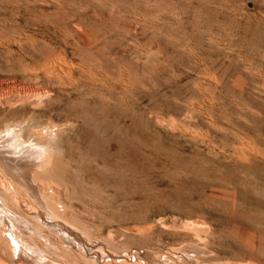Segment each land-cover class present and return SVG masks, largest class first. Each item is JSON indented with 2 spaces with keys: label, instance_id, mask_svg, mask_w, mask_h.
<instances>
[{
  "label": "rangeland",
  "instance_id": "rangeland-1",
  "mask_svg": "<svg viewBox=\"0 0 264 264\" xmlns=\"http://www.w3.org/2000/svg\"><path fill=\"white\" fill-rule=\"evenodd\" d=\"M0 90V131L62 147L14 178L65 180L90 238L148 264H264V0H0Z\"/></svg>",
  "mask_w": 264,
  "mask_h": 264
},
{
  "label": "bare ground",
  "instance_id": "bare-ground-1",
  "mask_svg": "<svg viewBox=\"0 0 264 264\" xmlns=\"http://www.w3.org/2000/svg\"><path fill=\"white\" fill-rule=\"evenodd\" d=\"M79 26H81V25L78 24L77 27H79ZM77 30L79 31L80 29H77ZM80 33H81V31H80ZM65 54H67V53H65ZM65 54H63V55H65ZM57 55H58V53H57ZM50 58H51V56H50ZM57 58L54 57V59H57ZM59 58L57 59L56 62H54L52 64L51 70L53 69L54 71H63V70H67L69 68L71 70L72 67H69L67 65L69 60L66 64L65 63L66 61L64 59L63 60L61 59L62 61H60ZM66 60H67V58H66ZM48 62L49 61L46 62V66L51 65ZM43 68H44V66H43ZM83 68H85V67H83ZM75 70H76V68H75ZM49 71H50V69H48L47 72H49ZM71 71L69 72L67 70V73L69 72L71 74ZM85 72L87 73V70ZM67 73H66V77L68 76ZM91 73H92V71H91ZM50 74H51V72H50ZM53 76H55V75H53ZM59 76H61V75H58V78H59ZM63 77L65 78V76H63ZM72 79L70 80L71 82H73ZM70 81H69V83H70ZM28 87H27V89H28ZM0 91H2V90H0ZM9 91L14 92L15 90L14 91L9 90ZM38 91H40V90H38ZM44 92H43V94H45ZM46 92L48 93V91H46ZM3 93L0 92V94H3ZM5 94H7V92ZM5 94H4V96H5ZM37 94H38L37 96L43 97V95H40L39 93H37ZM14 95H13V97H14ZM19 95L21 97V94H19ZM31 95H33V93ZM31 95H30V97H31ZM10 96H12V95L10 94ZM10 96L8 94V97H10ZM15 96H16L15 97V99H16L18 97V95H15ZM27 96H28V94H27ZM48 96H50V95H48ZM0 97H1V95H0ZM35 97H36V95H35ZM39 97H36V98L39 99ZM3 99H4L3 97H2V99H0V106H2L1 104H2ZM5 99L6 100H4V103H5V101H7V98H5ZM20 99H23V98H20ZM44 99H47V98L45 97ZM59 99H61V98H59ZM26 100L27 101L29 100V104H30V99L28 97L26 98ZM26 100H25V102H26ZM8 101L10 102L9 99H8ZM42 101H45L44 104L49 103L47 100H42ZM6 104L9 107V104L7 102H6ZM19 104L21 105L22 102L18 103V105ZM29 104H27V106H25V107H28ZM40 104H43V102H41V103L39 102V105ZM18 105H16V107H14V108H17L20 106V105L19 106ZM24 105L25 104H23V106ZM35 105H36V103H35ZM39 105H36V106L40 107ZM12 106H13V103L11 104V107ZM36 106H35V108L37 110ZM3 108H4V106H3ZM19 108H21V107H19ZM10 109L13 110V107L12 108L9 107L8 110L6 109V112H8ZM33 110H34V106H33ZM0 111L2 113L1 109H0ZM20 111H22V110H20ZM25 111L27 113L28 110H25ZM21 113H19V114L21 115ZM29 114H30V112H29ZM68 117H69V115H68ZM4 118H5V116L2 119H4ZM7 118H9V117L7 116ZM30 118H32V117L30 116ZM25 119H27V118H25ZM27 120H24V122H26ZM0 121H4V120H0ZM10 122H11V119H10ZM29 122H30V120H29ZM71 122H72V120H71ZM66 123H68V122H65V125H66ZM14 124H16V123H14ZM14 124H12V126L11 125L7 126L4 131H0V264H148L149 262H147L145 258H144L145 261L142 259L143 253L145 254V252H147V251H138L139 250V248H138L137 251H134V250H133L134 252L131 251L132 254L125 251L122 255H119L120 253L117 254V253L113 252V250L112 251L109 250V249H112L113 246L111 248L110 247L111 245H110L109 249H108V247L104 243H102L103 242L102 239H100L101 241H96L93 239L96 237L91 236V238H90L91 233L89 234V232H90V230H92L91 228L93 226L90 225L91 228L89 227V229H90L89 232L86 230L88 227L87 228L78 227L77 224H80V223L82 224V221H80L76 224L75 220L76 219L78 220L79 217L76 218V216L74 214H72V210L70 211L72 215H70V212L68 214V212H67L68 209L66 206L67 203L64 204L62 202V198H64V197L61 195H62V192H64L65 190L63 189L64 186L62 187V189L64 191H62V189H61L62 185L60 186L59 182H62V181H60L61 180L60 178L57 177L58 180L59 179L60 180H59V182L57 180V183H56L55 181H52V182L48 181V179L49 178L51 179V177H49L47 179V176H46V180L41 179L42 176H44V174H45V173L43 174L42 171H41L42 175H36L34 173L37 177H33L32 182L36 186V194L32 193L30 191V188L28 189L27 186L22 185L23 183H19L20 181L18 182L14 178L15 174L17 176L19 175L21 177V179L23 178L25 180L27 178L26 177L27 175L25 176L21 172V169L24 166H27V167L28 166H37L40 170H45L46 168H49L52 165V163H54L53 162V156L55 155L54 154L55 151L56 150L59 151L58 150L59 147H55V146H57L58 145L57 143L60 142V141L55 142L57 145L55 143H53L56 136L58 135L56 133V131H54L52 133H48V135H46V133H44L45 134L44 135L43 133L39 134L40 132H36L37 133L36 134L32 131L35 129H32V130H30L31 132L29 131L30 133L26 134V132L24 133L23 130L17 129L18 128L17 125L15 126ZM75 124H76V122H75ZM37 125H38V123H37ZM14 126L17 128H15ZM18 126H20V124H18ZM21 126H22V122H21ZM38 127L40 128V125ZM63 128H65V127H63ZM67 129L69 130V128H67ZM1 130H2V128H1ZM37 131H43V129L37 130ZM58 132H59V130H58ZM82 140H83V138H82ZM78 141L80 142V140H77V142ZM86 141H87V139H86ZM90 141H91V138H90ZM91 142H89V143H91ZM73 143H75V142H73ZM83 143L85 144L86 142H83ZM89 143H86V145ZM245 145L248 147L249 144L248 145L245 144ZM86 147H88V146H86ZM247 147H246V149H247ZM250 148L248 147V149H250ZM59 149L61 150L62 147H60ZM253 149H254V147H253ZM55 156H59V155H55ZM242 156H244V155H242ZM56 160H57V157H56ZM61 161H62V158H61ZM61 161H60V163H61ZM63 163H65V161ZM65 164H67V163H65ZM66 167H67V169H70L68 167V165ZM66 167L63 168V170L64 169L67 170ZM24 170H26V169H24ZM50 171H51L50 169H49V171H47V169H46L47 175H49L48 172H50ZM59 173H60V170L58 173H54L55 175L54 174H51V175L56 177ZM65 174H67V173L64 172L63 175H65ZM59 175H61V174H59ZM63 175H62V177H65ZM64 182H62V184L64 183V185H65L66 181L64 180ZM67 185H69V184H67ZM31 190H33V189H31ZM67 190H66V194H68V192H70L69 191L70 189L68 190V192H67ZM69 199L70 198L68 196V200ZM68 202H70V201H68ZM71 204H72V202L68 205L71 206ZM74 210L75 209L73 208V212L75 213ZM79 211H77V212H79ZM83 220H84V218H83ZM85 223H83L81 226L85 225ZM97 231L99 233L100 230L98 229ZM93 234H97V232L93 233ZM112 237L113 236L111 235L110 238H112ZM124 237H126V236H124ZM124 237H122V238H124ZM118 238H117V241L120 239V238L119 239ZM114 241L115 240L110 242V240H109V243L112 244ZM120 242L122 243L121 239H120ZM105 243H107V242L105 241ZM118 244L119 243H117V245ZM86 248H89L90 251L92 250L93 254H95V257H89L87 254Z\"/></svg>",
  "mask_w": 264,
  "mask_h": 264
}]
</instances>
